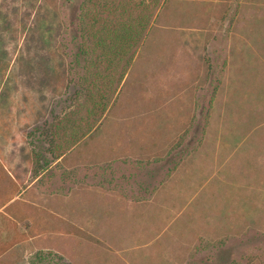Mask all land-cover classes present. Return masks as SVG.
I'll return each instance as SVG.
<instances>
[{
	"label": "rangeland",
	"instance_id": "374dc122",
	"mask_svg": "<svg viewBox=\"0 0 264 264\" xmlns=\"http://www.w3.org/2000/svg\"><path fill=\"white\" fill-rule=\"evenodd\" d=\"M153 1L118 82L84 73L80 0H0V114L55 143L86 82L104 107L23 193L29 222L0 211V264H264V0Z\"/></svg>",
	"mask_w": 264,
	"mask_h": 264
},
{
	"label": "trees",
	"instance_id": "16d2710c",
	"mask_svg": "<svg viewBox=\"0 0 264 264\" xmlns=\"http://www.w3.org/2000/svg\"><path fill=\"white\" fill-rule=\"evenodd\" d=\"M155 10L156 3L153 0H80L76 14L78 36L86 37L89 40L85 47L79 48L80 53L85 58L84 73L86 75L91 73L93 77L104 79L105 76L112 78V74L116 71L119 82L124 76L137 44ZM83 21H85V25L80 27L79 25ZM88 55L90 56L89 59L86 58ZM92 66L101 67L103 73L107 72V74L101 75L97 70L98 68L91 71ZM85 74L83 81L86 82ZM86 83L83 105L89 108L85 110L84 117H80L70 124L67 122L66 126L63 125L62 129L66 132L67 138L63 139L61 148L56 146L57 149H53L54 159L63 157L73 144L78 143L91 130L95 123L92 117L96 107L99 106L98 112L100 113L104 110L99 101L102 96L98 95L97 89H94V81ZM37 232L40 233L41 231L39 229L33 230L30 234H33V237H38ZM25 238L33 239L32 235ZM2 251L4 252L6 249ZM36 264L65 263H62L59 258L40 254L37 255Z\"/></svg>",
	"mask_w": 264,
	"mask_h": 264
},
{
	"label": "crops",
	"instance_id": "0c3cea01",
	"mask_svg": "<svg viewBox=\"0 0 264 264\" xmlns=\"http://www.w3.org/2000/svg\"><path fill=\"white\" fill-rule=\"evenodd\" d=\"M22 115L7 113L0 114V211L5 212L16 218L21 217L26 222L27 216L18 212L15 206H31L33 200L30 197L23 198V193L29 192L30 189L36 193L38 181L42 175L47 172L51 166L62 156L51 158L50 161L44 160L39 149H55L57 142L61 141L46 140L32 137L35 133L29 131L28 123ZM30 121V119H29ZM50 143V146L48 145ZM132 148L127 149L129 152H143L145 149H164L162 147H145L144 140L139 144V140H132ZM42 144L45 146L43 147ZM141 146V147H140ZM131 149V151H130ZM64 156V155H63ZM47 179V178H46ZM46 179H44L46 181ZM44 180H41L44 182ZM32 194V191H30ZM36 206V205H35ZM29 229H27L28 231ZM26 232V231H25ZM24 234V233H20ZM19 234V235H20ZM4 249H9L6 247Z\"/></svg>",
	"mask_w": 264,
	"mask_h": 264
}]
</instances>
